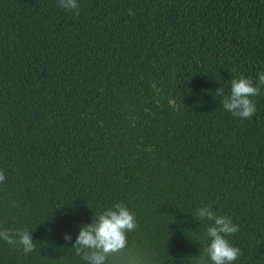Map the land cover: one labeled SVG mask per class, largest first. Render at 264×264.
Instances as JSON below:
<instances>
[{
  "label": "trees",
  "instance_id": "trees-1",
  "mask_svg": "<svg viewBox=\"0 0 264 264\" xmlns=\"http://www.w3.org/2000/svg\"><path fill=\"white\" fill-rule=\"evenodd\" d=\"M261 69L264 0H0V227L36 243L0 264H83L63 234L115 201L137 253L207 261L209 205L264 264V89L245 119L216 93Z\"/></svg>",
  "mask_w": 264,
  "mask_h": 264
},
{
  "label": "clouds",
  "instance_id": "clouds-1",
  "mask_svg": "<svg viewBox=\"0 0 264 264\" xmlns=\"http://www.w3.org/2000/svg\"><path fill=\"white\" fill-rule=\"evenodd\" d=\"M59 7L65 11L78 14L79 0H57ZM264 89V69L252 77L240 75L233 77L226 95L223 88L216 89L221 96L224 110L234 117L245 119L251 117L257 110L254 97ZM5 176L0 172V182ZM194 216L200 220L208 221L206 225V245L204 251L207 261L201 264H235L240 249L230 242L228 236L238 231V225L227 215H218L209 205L198 207ZM137 227L135 214L122 201H115L111 206L104 207L94 213L90 223L79 227L72 240V234L65 232L63 239L72 241L69 247L75 255L79 256L83 264H109L110 257L119 256L121 264H164L162 257L156 254H140L128 246V233ZM0 241L19 248L23 254L33 253L36 243L31 232L26 228L0 227Z\"/></svg>",
  "mask_w": 264,
  "mask_h": 264
}]
</instances>
